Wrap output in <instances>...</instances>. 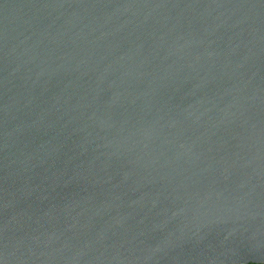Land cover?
Instances as JSON below:
<instances>
[{
    "label": "water",
    "instance_id": "water-1",
    "mask_svg": "<svg viewBox=\"0 0 264 264\" xmlns=\"http://www.w3.org/2000/svg\"><path fill=\"white\" fill-rule=\"evenodd\" d=\"M0 264H264V0H0Z\"/></svg>",
    "mask_w": 264,
    "mask_h": 264
}]
</instances>
